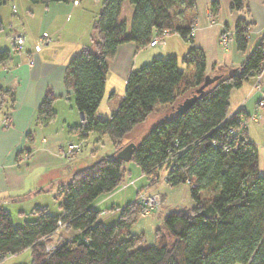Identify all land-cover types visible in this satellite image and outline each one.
<instances>
[{
  "label": "trees",
  "instance_id": "obj_1",
  "mask_svg": "<svg viewBox=\"0 0 264 264\" xmlns=\"http://www.w3.org/2000/svg\"><path fill=\"white\" fill-rule=\"evenodd\" d=\"M8 1L0 0V7ZM28 1L49 5L71 0ZM248 1L231 3L232 11L244 14L233 32L240 52L249 46ZM125 3L133 8L130 22L120 19ZM196 4L197 0H105L93 25L92 44L72 57L65 75L76 108L85 116L84 127L71 129L81 138L108 135L118 153L126 147L128 134L153 115L162 117L136 145L131 161L153 184L165 171L170 186L188 185L195 206L166 215L154 245L131 232L140 215L135 203L119 212L116 224L105 225V210L94 204L119 189L130 172L115 153L73 174L61 188L64 199L58 215L37 207L36 219L15 227L10 211L0 205V262L31 249L32 264H264V176L258 149L246 137L230 138V131L242 122L240 112H231V94L255 79L264 60V36L239 68L198 92L208 73L204 51L193 44ZM218 10L213 3L211 17ZM4 30L0 19V37ZM165 31L190 44L186 55L181 60L155 58L132 71L117 108L110 117H100L110 63L119 47L134 43L145 48ZM11 56L10 49L0 46V73ZM13 97L0 79L3 116L11 115ZM55 100L52 93L45 96L37 125L56 120ZM60 224L77 235L48 253L44 240L55 235Z\"/></svg>",
  "mask_w": 264,
  "mask_h": 264
},
{
  "label": "crops",
  "instance_id": "obj_2",
  "mask_svg": "<svg viewBox=\"0 0 264 264\" xmlns=\"http://www.w3.org/2000/svg\"><path fill=\"white\" fill-rule=\"evenodd\" d=\"M16 3L17 0H9L0 7V19L5 26L0 37L1 48L11 50L9 35L12 32H23L26 35L23 51L12 52L11 59L0 73L2 85L10 89L14 95L13 102L9 104L12 107V123L9 128H3V114L0 113V205L5 206L10 212L17 207L16 210L24 214L25 210L22 206L24 203L32 200L33 196L39 195L41 190L48 188L52 192L57 178V175L53 176L52 173L56 170H58V177L60 176L58 185L61 184L62 188L70 182L76 171L87 167L85 165L87 163L81 167L75 165L71 157H66L59 152L65 151L69 144H76L72 140L74 134L71 129L82 125L77 108L75 110L71 105L67 112L63 108L64 101L74 96L65 85L66 69L74 55L83 47L92 44L95 33L92 30L90 34H81L71 40L64 39L63 34L68 27L65 17L68 21L76 13L78 15L80 0L45 5L38 33L26 31L25 27L20 25L18 20L21 18ZM213 3L219 6L215 17H211ZM231 3L232 0H197L196 10L193 13L195 18L193 44L204 51L207 73L210 76H223L228 72L231 74V70L239 68L245 62L264 36V0H249L250 12L247 19L251 22V27L247 51H238L235 40L227 49L223 48L220 44L221 33L225 29L233 33L238 18L244 16L243 13L232 11ZM124 8L125 4L121 14ZM129 9L133 13V8ZM94 18L95 23L96 17ZM59 19L62 20L60 22L62 24L59 23ZM45 40L49 42L45 43ZM162 46L160 51L156 50L157 46L138 48L134 43L119 47L115 59L110 63L104 97L98 110L100 117H103L100 108L107 98L111 105L110 112L117 108L124 94L117 93L116 84L123 83L126 86L132 71L148 64L150 59L165 58L163 56L168 57V54H174L172 56L178 58L179 54L185 56L190 49V44L178 34L169 35ZM148 47L153 50H147ZM149 52H152L150 57L146 55ZM48 93L56 97L53 107L57 118L49 126L37 125L38 109ZM262 97H264V77L260 89L255 88V79L252 78L241 88L235 89L230 99L232 114L240 112V120L248 121V129L242 133V136L258 149L259 171L261 150L264 151V107L259 105ZM161 118L158 116L159 122ZM83 140L87 139L83 138ZM27 150L31 153H25ZM127 169L130 171L125 178L128 186L100 197L94 207L99 211L116 207L123 209L135 202L137 193L141 189L163 193L168 200V205L157 209L154 215L138 216L131 228L133 234L143 235L148 245H154L157 242L156 232L166 215L173 211L190 210L195 206L190 187L186 184L170 186L164 180L165 171L160 173L161 180L153 184L137 166L134 168L130 166ZM64 170L67 172L65 173ZM131 182L134 183L131 184ZM101 217L102 222L110 226L117 223L119 213L101 214ZM76 235L77 232L73 230L63 229L47 240L52 245H58ZM0 264H32V250L28 249L19 255L10 256Z\"/></svg>",
  "mask_w": 264,
  "mask_h": 264
},
{
  "label": "rangeland",
  "instance_id": "obj_3",
  "mask_svg": "<svg viewBox=\"0 0 264 264\" xmlns=\"http://www.w3.org/2000/svg\"><path fill=\"white\" fill-rule=\"evenodd\" d=\"M104 1L105 0H80L81 5H80V10H79L78 15L76 13L74 16L70 17L68 21L66 20V17H65V22H66V24L68 23V27L66 28V30L63 34L64 39L66 38L67 40L68 39L71 40L72 38H76L81 34H90V32L92 33L94 19H95L94 17H96V19L98 18V15L101 13ZM16 5H17L19 17L21 18L18 20L20 25H23L25 27L26 31L31 30L32 32L38 33L40 31V24H41V20L43 17V10H44L45 5L33 4L28 0H17ZM129 8H132L131 5L129 3H125V8H124L123 13L121 14V17H120L121 20H126L127 22L131 21L132 11ZM3 10H5V9H3ZM58 21L60 23L62 20L59 19ZM60 24H62V23H60ZM14 34L24 35L26 38V35L23 32L22 33L12 32L9 35V44H10L11 37ZM150 47H148L147 50H150V51L153 50ZM162 47H163L162 45H160V46L158 45L156 50L160 51V50H162ZM159 53H162V52H159ZM146 55L150 57L152 55V52H149ZM170 55L172 56L174 54H168V56H170ZM183 55L184 54H179L178 59L181 60L184 57ZM163 57H167V56H163ZM148 61H149L148 63H151L153 61V59H150ZM227 75H230V72H228ZM116 87H117L116 88L117 93L119 95H123L125 93V87L126 86H124L123 83H117ZM64 102H65V105L63 106V108L65 109L66 112L68 110H70L71 105H73L75 110H76L75 96H73V97L70 96L69 99H66V101H64ZM110 108H111V105H109L108 98H107L105 100V103H103V105L100 108V111H101L102 116H103L102 118L106 119V118L110 117V115H111ZM10 117H11V115H10ZM158 123H159L158 115H153L146 123L140 125L133 132L128 134L127 137L123 141V145H125L126 147H131L132 145L140 144L143 141V139L150 133L152 128L155 125H157ZM88 136H89L88 138L85 137V139H87V140L84 141L83 138H81L79 135L74 134L72 140H74V142L77 144V145L76 144L75 145L78 146L79 150L72 153V155L66 154V153L63 154L62 150L59 153L66 156V157H68V156L71 157L70 159H73L72 161L75 162V165H80V167L84 163H87V164H85L86 166L93 165L94 163H96L100 159H103L106 156L114 154V151L116 150V148L114 147V145H113V143H112V141L108 135H103L102 137H98L97 134L92 133ZM70 145L71 144H69L66 149H68V147ZM263 152L264 151L261 150L260 174L262 176H264V153ZM125 166L127 168L132 166L134 168L136 165L134 164L133 161H128V162H125ZM67 170H64L65 173L67 172ZM52 174H53V176L57 175L56 181L54 182L55 184L53 185L52 192L48 188L46 190H41L39 195L33 196L32 200L24 203L22 205L24 207L23 210H25L24 214H21L19 212V210H16L17 207L16 208L14 207L13 212H10V213H13L11 215H12V219H13V223H14L15 227H20V226L22 227V226H24L25 221H33L34 219H36L37 214H36V212H34V210L37 207L38 208H44L47 211H49V213H51L53 215L60 214L61 203L64 199V197L62 195V191H61V184L58 185V181L60 180V178H59L60 176L58 177V170H56ZM62 175H65V174H62ZM63 178H64V176L62 177V179ZM133 183L134 182H131V184H133ZM127 186H128V184L124 181V183L119 188H126ZM139 191H142V192L148 193V194H161L165 200V204L160 206L159 208H164L168 205V200H167L166 196L163 195V193H161V192L147 191V190H142V189ZM15 206H18V205H15ZM139 209H140V207H139ZM121 210L122 209L117 208V207L111 208L108 210L109 212H107V214H111V215L118 214L119 212H121ZM156 212H157V209L150 214H144L142 212V210L140 209V215H154ZM63 229H64V227L60 228L59 231H61ZM146 245H148L147 242H146ZM53 246H57V245H53Z\"/></svg>",
  "mask_w": 264,
  "mask_h": 264
},
{
  "label": "built area",
  "instance_id": "obj_4",
  "mask_svg": "<svg viewBox=\"0 0 264 264\" xmlns=\"http://www.w3.org/2000/svg\"><path fill=\"white\" fill-rule=\"evenodd\" d=\"M169 32H163L162 35L154 38L152 43L150 44L151 47H156L160 45L165 44V39L169 36ZM249 39V35H248ZM235 40L234 33L229 32L228 30H223V32L220 35V44L223 46V48H228L230 46V43ZM26 42V38L24 35H17L14 34L11 37L10 40V48L12 52H21L24 49ZM45 43H48L49 40H45ZM264 77V60L256 74L255 77V88L260 89L261 83ZM259 105L264 107V97L259 101ZM11 125V117L10 115H6L3 117L2 126L3 128H9ZM82 126H85V120L82 121ZM248 129V121L245 120L241 122V125L238 128L232 129L230 131V138L231 139H239L240 136H242V133ZM78 149V146L70 145L68 149L63 150V154H70L76 152ZM137 206L140 207L142 212L144 214H150L154 212L156 209H158L160 206L165 204V200L161 194H148L144 193L142 191H139L136 197V200L134 202ZM107 210L103 211V214H107ZM64 227V225L60 224V228ZM48 239V238H47ZM45 239L44 242L46 243V250L48 253H52L55 251L56 246L51 245L48 240Z\"/></svg>",
  "mask_w": 264,
  "mask_h": 264
},
{
  "label": "water",
  "instance_id": "obj_5",
  "mask_svg": "<svg viewBox=\"0 0 264 264\" xmlns=\"http://www.w3.org/2000/svg\"><path fill=\"white\" fill-rule=\"evenodd\" d=\"M222 78V75H216V76H210L207 75L205 78L204 84L198 89V92H204L207 87L210 85L216 83ZM80 118L82 121L85 120L84 114L80 113ZM136 145H132L131 147H125L122 150H120L118 153H114L118 159L123 160L124 162L131 161L132 153L135 150Z\"/></svg>",
  "mask_w": 264,
  "mask_h": 264
}]
</instances>
